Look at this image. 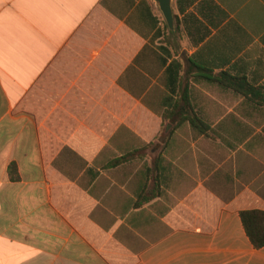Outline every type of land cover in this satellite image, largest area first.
Returning a JSON list of instances; mask_svg holds the SVG:
<instances>
[{"label":"crops","instance_id":"0c3cea01","mask_svg":"<svg viewBox=\"0 0 264 264\" xmlns=\"http://www.w3.org/2000/svg\"><path fill=\"white\" fill-rule=\"evenodd\" d=\"M0 0V264H264V0Z\"/></svg>","mask_w":264,"mask_h":264},{"label":"trees","instance_id":"16d2710c","mask_svg":"<svg viewBox=\"0 0 264 264\" xmlns=\"http://www.w3.org/2000/svg\"><path fill=\"white\" fill-rule=\"evenodd\" d=\"M245 231L255 249L264 248V212L243 211L240 214Z\"/></svg>","mask_w":264,"mask_h":264},{"label":"water","instance_id":"95a60500","mask_svg":"<svg viewBox=\"0 0 264 264\" xmlns=\"http://www.w3.org/2000/svg\"><path fill=\"white\" fill-rule=\"evenodd\" d=\"M157 2L160 4V8L164 14V17L166 19V22L171 30H173V17L170 9V0H157Z\"/></svg>","mask_w":264,"mask_h":264}]
</instances>
